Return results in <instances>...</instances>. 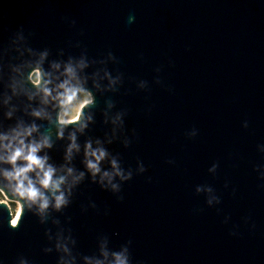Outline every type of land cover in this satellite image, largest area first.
<instances>
[{"label":"water","instance_id":"1","mask_svg":"<svg viewBox=\"0 0 264 264\" xmlns=\"http://www.w3.org/2000/svg\"><path fill=\"white\" fill-rule=\"evenodd\" d=\"M20 26L53 55H77V43L93 59L111 51L119 63L109 69L123 75L116 94L97 97L96 122L80 143L104 136L100 111L112 99L127 112L131 143L109 151L134 174L119 202L87 180L77 190L60 217H71L77 251L91 254L104 234L113 249L131 241L132 264H264V180L253 171L264 166V0H0V40ZM158 67L161 85L153 83ZM141 80L148 90L137 89ZM63 150L59 142L49 151L52 163L63 162ZM137 161L143 174H135ZM73 163L82 170L79 157ZM198 186L220 203L209 206ZM89 202L96 209L81 214ZM12 220L0 201V264H56L42 252L36 218L26 213L16 230Z\"/></svg>","mask_w":264,"mask_h":264},{"label":"clouds","instance_id":"2","mask_svg":"<svg viewBox=\"0 0 264 264\" xmlns=\"http://www.w3.org/2000/svg\"><path fill=\"white\" fill-rule=\"evenodd\" d=\"M62 19L69 28L75 27V20ZM133 21L134 16H129L128 23ZM33 35L20 26L6 40H0V196L19 208L9 227L18 229L26 213L34 216L44 228L46 246L42 252L55 254L56 264H132L131 241L113 249L109 237L100 234L96 237L95 251L83 255L77 251L72 230L66 227L71 217L63 223L60 219L86 180L111 193L119 202L123 200L121 186L133 177V170H125L119 156L109 151L114 143L119 142L124 148L131 143L125 134L127 112L117 110L112 99H105L100 111L102 124L107 128L104 136H88L80 143V137L96 122L97 97L114 95L122 86V73L108 67L119 61L111 51L100 59L90 58L79 43L73 45L80 49L77 55H66L64 49L53 55L48 47H33ZM154 71L157 77L153 83L161 85L158 75L161 68ZM136 87L141 91L149 88L144 80ZM242 127L247 129L248 122ZM196 136L195 128L186 133L188 139ZM59 142L64 144L63 162L56 165L48 153ZM257 148L264 153V145ZM78 157L82 170L73 163ZM217 168L214 163L209 171L216 172ZM261 169L264 166L253 171L259 170V179L264 180ZM145 171L143 163L137 161L135 174ZM202 191L209 194L206 201L209 206L220 203L211 187L196 188L197 193ZM89 209L95 210L96 204L81 206V214ZM236 234L235 230L230 233ZM16 264L29 262L18 257Z\"/></svg>","mask_w":264,"mask_h":264},{"label":"rangeland","instance_id":"3","mask_svg":"<svg viewBox=\"0 0 264 264\" xmlns=\"http://www.w3.org/2000/svg\"><path fill=\"white\" fill-rule=\"evenodd\" d=\"M0 201H4V202H6V203L9 205V207H10L12 213H14V210H15L16 207H17V205H16L15 203H11L8 199H4L2 196H0Z\"/></svg>","mask_w":264,"mask_h":264},{"label":"bare ground","instance_id":"4","mask_svg":"<svg viewBox=\"0 0 264 264\" xmlns=\"http://www.w3.org/2000/svg\"><path fill=\"white\" fill-rule=\"evenodd\" d=\"M19 211V208L18 206L16 207V209L14 210V213H13V220H15L16 218V213Z\"/></svg>","mask_w":264,"mask_h":264}]
</instances>
